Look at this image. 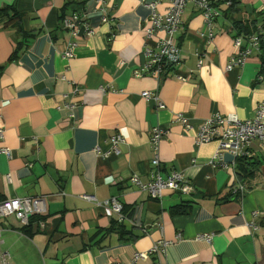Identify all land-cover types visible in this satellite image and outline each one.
<instances>
[{"label": "crops", "instance_id": "1", "mask_svg": "<svg viewBox=\"0 0 264 264\" xmlns=\"http://www.w3.org/2000/svg\"><path fill=\"white\" fill-rule=\"evenodd\" d=\"M76 3L85 5L94 34L66 58L70 34L58 32L60 17ZM244 3L264 13V0ZM11 4L24 13V29L39 33L10 61L23 37L0 18V201L42 198L46 210L45 226L31 235L17 218L0 216V261L8 252L12 264H264V145L252 144L260 161L253 187L242 200L228 199L236 186L235 156L224 151L215 160L218 142L197 145L195 132L174 119L182 113L197 129L213 113L254 118L264 99L259 54L227 69L235 53L228 24L219 17L214 36H203L204 17L189 4L176 34L182 53L176 72L184 79L160 82L135 75L147 60L150 16L140 0H0V8ZM146 90L165 106L146 100ZM158 126L169 127L157 153L160 173L182 172L194 187L189 194L165 190L152 198L131 181L132 175L142 183L153 178L150 138ZM115 130L125 137L121 154L102 157L97 148L108 151ZM221 160L225 166H216ZM83 194L100 202L116 198L124 219L111 204ZM185 204L187 212H171ZM114 219L124 224L123 236L111 230ZM163 240L165 251L152 252ZM137 253L145 255L131 262Z\"/></svg>", "mask_w": 264, "mask_h": 264}, {"label": "built area", "instance_id": "2", "mask_svg": "<svg viewBox=\"0 0 264 264\" xmlns=\"http://www.w3.org/2000/svg\"><path fill=\"white\" fill-rule=\"evenodd\" d=\"M163 1L168 2V5L164 11H161L158 6ZM140 2L150 10L149 25L144 29L146 42L143 54L147 60L135 70V75L143 76L149 74L160 82L168 77L184 79L183 76L176 72V68L182 60L181 47L176 34L181 28V17L184 10L189 4L196 6L199 13L204 17L206 24V30L202 35L209 39L214 36L213 29L216 20L221 17V11L214 6L211 0H140ZM62 26L70 34L63 55L66 58H72L74 50L79 43L87 36L94 34L85 5L81 4L78 8L73 9L70 14L65 15L62 20ZM257 28L258 31L247 39L240 36L234 37L235 53L227 69L245 64L247 57L253 53L260 54V38L261 36L264 37V22L259 24ZM201 63L202 61L199 62V65ZM260 76L262 77L263 75ZM142 96L148 101L154 100L156 108L165 106L156 92L146 90L142 92ZM66 107L69 108L72 105H66ZM174 119L176 122L181 123L187 131L195 132L197 145L217 141L219 146L214 156L215 160H220L224 151L231 152L236 159L238 157L251 156L254 140H260L264 145V99L256 105L255 117L252 119H241L236 114L213 113L205 118L197 129L189 121V118L182 113L176 114ZM168 133L169 127L158 126L153 129L150 141L156 151V155L152 160L156 169L152 180L142 183L137 175L131 176V181L139 184L142 189L147 190L152 198L160 199L165 190L180 191L185 194H189L194 190V187L187 182L182 172L174 170L167 178H163L160 173V160L157 153L160 141ZM124 142V135L121 131L115 130L109 136V150L101 151L97 148V152L102 157H108L111 154L119 155L121 154V145ZM4 152L7 155L10 154L8 148L4 149ZM221 161L216 166H225L223 161ZM235 183L234 192L243 194L246 190L245 185L238 178H236ZM82 197L95 201L98 205L111 204L113 210L119 214V220L124 219L122 205L116 198L100 202L94 195L83 194ZM45 210L42 198L14 197L0 201V216H13L22 225H27L29 218L33 214L42 215ZM254 215L256 216L257 212ZM44 226L45 221H41L40 228ZM145 232H147L146 229ZM199 238L209 242L212 239V235L203 234ZM168 244V241H160L154 245L151 251H165ZM144 255L145 253L135 254L131 262L142 258ZM0 264H12L11 255L8 252H3ZM112 264H127V262L115 261Z\"/></svg>", "mask_w": 264, "mask_h": 264}, {"label": "trees", "instance_id": "3", "mask_svg": "<svg viewBox=\"0 0 264 264\" xmlns=\"http://www.w3.org/2000/svg\"><path fill=\"white\" fill-rule=\"evenodd\" d=\"M67 4L65 7H68ZM81 3H76L73 9L78 8ZM221 11V17L228 24L229 31L234 37H243L245 39L249 38L252 34L258 31V25L264 22V13L262 11H257L250 4H245L244 0H218L214 3ZM63 8L60 17L61 24L58 32L65 31L66 29L62 26V20L65 17L66 8ZM72 9V10H73ZM24 13L20 12L15 4L7 5L0 8V18L6 19L5 26L16 28L22 33L23 39L19 42L10 57V61H13L19 57V52L21 48L25 46L27 48L30 41L34 39L39 32L27 31L23 27ZM55 33V32H54ZM52 33L53 39H56V34ZM260 61L261 67L259 74L264 75V37L260 38ZM236 176L240 182L245 185L246 189H251L253 187V180L256 178L258 172L260 171V161L255 160L251 156L238 157L236 159L235 166ZM246 191V190H245ZM245 192L243 194L237 192H230L227 195L228 199L242 200ZM187 204L179 205L171 209L172 213H185L187 212ZM124 213V210L122 211ZM125 215V214H123ZM43 215L33 214L29 218V223L27 225H22L19 229L26 235H31L35 230L40 229L41 221H44ZM110 230V229H109ZM111 230L118 231L122 236L127 233V230L122 222L118 220L112 221ZM100 232V231H99Z\"/></svg>", "mask_w": 264, "mask_h": 264}]
</instances>
